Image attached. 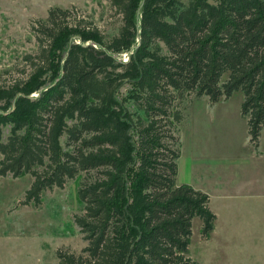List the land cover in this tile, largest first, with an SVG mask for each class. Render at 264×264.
<instances>
[{"label":"trees","instance_id":"1","mask_svg":"<svg viewBox=\"0 0 264 264\" xmlns=\"http://www.w3.org/2000/svg\"><path fill=\"white\" fill-rule=\"evenodd\" d=\"M109 2L121 18L113 35L60 7L32 24L29 71L0 83V178L31 175L20 204L38 208L85 174L75 221L87 243L59 248L57 264H199L193 220L207 239L217 217L207 193L177 181L183 107L241 91L259 148L264 0Z\"/></svg>","mask_w":264,"mask_h":264},{"label":"rangeland","instance_id":"2","mask_svg":"<svg viewBox=\"0 0 264 264\" xmlns=\"http://www.w3.org/2000/svg\"><path fill=\"white\" fill-rule=\"evenodd\" d=\"M56 7L73 9L79 17L93 21L107 35L117 33L121 25V18L109 0H0V83H10L29 71L25 57L38 49L32 24L47 18L49 10ZM127 89L121 91V97L127 95ZM243 100L244 94L236 91L218 105L206 96L185 102L184 120L178 132L180 181L193 158L194 133L205 131L210 123L213 127L220 125L210 121V110L215 107L228 111L229 125L235 129L231 134L235 135L239 146L247 143V139L251 146L247 121L241 114ZM8 132L5 131V139ZM261 147L264 150V136ZM84 176L69 180L64 188L45 191L38 208L20 204L34 180L31 175L0 178V264H57L59 248L80 251L86 245L75 221L76 216L84 213L78 196ZM192 231L188 254L200 264H264V237H255L252 230L248 238L230 243L235 251L226 252V249L220 253L226 254L224 259L211 254V250L219 253L222 249L218 245L211 247L209 240L202 237L200 218L193 220Z\"/></svg>","mask_w":264,"mask_h":264},{"label":"crops","instance_id":"3","mask_svg":"<svg viewBox=\"0 0 264 264\" xmlns=\"http://www.w3.org/2000/svg\"><path fill=\"white\" fill-rule=\"evenodd\" d=\"M223 101L226 100L215 105ZM209 116L211 122L220 125L213 127L210 123L205 131L194 133L193 158L183 180H179L178 172L177 181L209 195L210 209L217 218L213 232L205 240L211 247L218 245L222 251L211 250V254L224 259L226 254L220 253L226 249L235 251L230 243L248 238L250 230L255 237H264V132L258 149L249 146L248 139L239 146L231 134L235 129L229 125L228 111L215 107Z\"/></svg>","mask_w":264,"mask_h":264}]
</instances>
